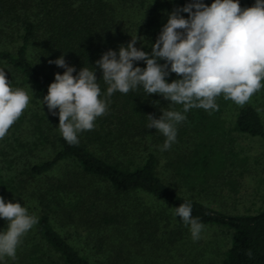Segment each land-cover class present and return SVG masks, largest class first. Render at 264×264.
<instances>
[{
    "label": "trees",
    "instance_id": "obj_1",
    "mask_svg": "<svg viewBox=\"0 0 264 264\" xmlns=\"http://www.w3.org/2000/svg\"><path fill=\"white\" fill-rule=\"evenodd\" d=\"M212 2L204 0L208 5ZM187 3L189 0H169L167 4L175 8ZM239 3L247 8L255 0ZM127 23L117 14L112 0H0V69L5 70L12 88H24L33 98L32 113H23L9 129L7 146L0 148L4 167H0V196L5 202L23 205L31 188L32 205L39 209L38 223L30 230V238L22 237L17 258L4 257L0 264H94V260L96 264H133L117 230L122 229L127 244L129 231L148 227L149 245L164 254L166 264H178L186 253L185 236L180 229L162 223L161 211L176 216L175 207L182 203L191 204L192 217L203 226L230 232L220 264H264V207L250 213H225L176 192L158 172L165 166L190 188H195L198 173L207 181L203 171L216 159V142L204 140H217L218 133L225 130L221 110L229 100L217 98L219 110L211 114L202 108L184 113L186 120L176 125V143L161 151L166 138L147 128V115L159 118L162 108L182 112V105L170 104L158 94L148 95L142 87L107 97L108 85L95 62L109 49L118 52L120 45L131 41V24ZM61 55L76 68L74 76L83 67H96L101 99L109 102L107 113L96 119L93 130L78 134L75 146L59 132L58 115L52 116L42 103L55 74L65 71L48 61ZM134 66L144 68L146 63L134 62ZM179 78L173 75L166 81ZM233 116L235 131L264 140V122L257 107L240 106ZM192 138L193 144L187 145ZM38 148L52 154L25 163L21 169L15 167L13 152L25 155ZM219 152L220 159L232 155L227 147ZM162 157L166 160L163 166ZM65 164L64 170L52 173ZM69 226L76 233H66L64 227ZM82 231L85 235L80 237ZM99 253L104 258L100 263V257H92Z\"/></svg>",
    "mask_w": 264,
    "mask_h": 264
},
{
    "label": "clouds",
    "instance_id": "obj_2",
    "mask_svg": "<svg viewBox=\"0 0 264 264\" xmlns=\"http://www.w3.org/2000/svg\"><path fill=\"white\" fill-rule=\"evenodd\" d=\"M181 13H187V18ZM139 38L137 35L126 46L120 45L118 52H104L95 66L102 70V79L108 85L107 97L142 87L148 95L158 94L170 104L182 105V112L162 108L159 118L147 115V128L156 129L166 138L161 151L176 143V125L186 120L184 113L193 108L209 114L218 111L217 98L221 96L243 106L264 88V0H255L247 8H241L239 0H213L210 5L191 0L168 14L150 52L135 46ZM140 61L146 67L134 66ZM48 62L65 71L55 74L42 103L52 116L58 115V129L65 141L78 145V134L94 129L96 119L107 113L109 102L101 99L96 67H83L74 76L76 68L69 66L63 55ZM171 73L180 78L168 83L165 78ZM29 102L28 93L12 88L5 70L0 69V139L23 115ZM175 214L190 226L193 241L199 240L204 226L192 217L191 204L175 207ZM0 218L8 222L6 230L0 231V259L15 260L22 237L38 218L19 202H5L2 196ZM247 255L251 258L250 250Z\"/></svg>",
    "mask_w": 264,
    "mask_h": 264
},
{
    "label": "rangeland",
    "instance_id": "obj_3",
    "mask_svg": "<svg viewBox=\"0 0 264 264\" xmlns=\"http://www.w3.org/2000/svg\"><path fill=\"white\" fill-rule=\"evenodd\" d=\"M168 2L169 0H112L117 14L131 24L130 32L133 38H136L137 35L140 37L137 45L147 51H151L152 44L155 43L163 25L167 22L168 14L174 8V6H168ZM181 15L187 18L188 14L181 13ZM173 75L177 76L175 73H171L165 79L167 80ZM21 89L25 90L30 96L29 106L24 112L31 114L33 111L32 94L24 88ZM246 104L257 107L264 122V88L257 91ZM239 107V105L229 100L221 110L222 119L225 121V130L218 133L217 140H204L206 143L216 142V159L209 163L203 171L204 176L207 175V181L205 178L200 179L199 176L203 174L198 173V178L195 179V188L188 187L185 182L173 176L163 166L166 161L164 157L161 158L163 167L159 168L158 171L162 180L176 192L229 214L250 213L264 207V140L259 137L241 134L233 129V115ZM10 133L11 131H8L7 135L0 139V148L3 149L5 145L7 146L5 138ZM208 137L211 138V136ZM8 140L12 142L11 139L8 138ZM192 142L193 138L189 140L187 145L193 144ZM14 145L16 146L15 143ZM223 147L229 148L232 154L231 156L227 155L226 160L225 158H217L220 154L219 148L221 151ZM206 150L209 151V148L207 147ZM51 154L52 152L48 149L38 148L31 153H25V155L13 152L12 156L15 167L21 169L23 164L47 159ZM1 166L2 163L0 162ZM66 167V164L61 168L57 167L52 173L56 175L59 170H64ZM28 191L30 192L31 188ZM29 192L24 195L23 198L27 202L23 203L22 206L28 209L29 214L37 216L39 209L32 205L33 202L28 194ZM161 212H163L161 216L162 223L165 226L167 224L171 229H180L185 236L187 249L186 253L179 258L178 264H220L223 253L229 245L230 232L228 230L216 226H204L200 233V239L194 242L190 229L183 227L173 213L167 210ZM5 222L4 219L0 218V231L6 230L8 222ZM56 225L58 226L57 223ZM61 230L63 231V229ZM64 230L66 233H76L71 226L64 227ZM117 233L119 234V241H122L121 244L129 248L131 252L129 255L134 260L133 264H152V261H154L153 264H166L163 258L164 254L154 250L155 246L149 245V227L140 230L135 228L132 233L129 231L127 244L123 242L124 232L121 228L117 230ZM84 235L85 233L82 231L80 237ZM25 236L30 238L32 232L29 230ZM119 248H121V245ZM153 254L156 255L153 256ZM99 255L92 257H100L97 258V262L100 263L104 258L102 253H99ZM94 264H96L95 260Z\"/></svg>",
    "mask_w": 264,
    "mask_h": 264
}]
</instances>
